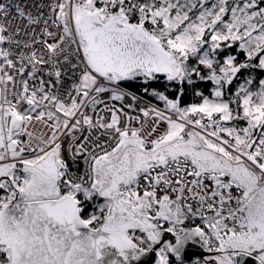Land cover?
Here are the masks:
<instances>
[{"label": "snow or ice", "instance_id": "obj_1", "mask_svg": "<svg viewBox=\"0 0 264 264\" xmlns=\"http://www.w3.org/2000/svg\"><path fill=\"white\" fill-rule=\"evenodd\" d=\"M0 264H264V0H0Z\"/></svg>", "mask_w": 264, "mask_h": 264}]
</instances>
